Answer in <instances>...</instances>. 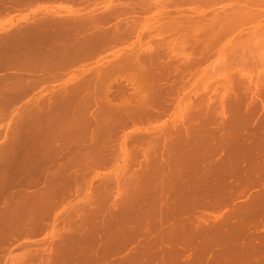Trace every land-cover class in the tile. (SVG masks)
<instances>
[{
  "label": "bare ground",
  "instance_id": "obj_1",
  "mask_svg": "<svg viewBox=\"0 0 264 264\" xmlns=\"http://www.w3.org/2000/svg\"><path fill=\"white\" fill-rule=\"evenodd\" d=\"M64 1H71L75 5L76 4L79 5L80 3L81 4L86 3L89 5L88 7L90 6L91 7L89 9L87 7L88 10H86V8L83 7L81 8L79 7L73 10V8H70V6L65 5L66 3L63 4ZM121 1L124 2L125 4L128 0L126 1L125 0H120V1L119 0H59L60 8L62 6L65 7L66 9L67 7L66 13L58 12L59 14H57V12L54 11L56 14L55 15L51 14L52 16H55L53 18L51 16V17H38L36 19L32 18V20H29V18L23 19L22 21H25L24 23H26V26L24 28L23 26L22 27L18 26L19 27L18 28L16 25H14L12 27H17L18 31L5 32L0 34V70L6 69L7 71L10 68L9 71H13V69H15L14 71H16L15 73L7 72V74L4 76L6 78L7 77L9 78H7L6 80L0 79V105H3V103L5 104L6 101H9V99H15L16 97H18L19 99L21 95H27L26 93H28L31 89H33L34 91L36 88H39V86L45 81L46 77H48L47 73L44 71L49 72L51 69H52L51 71H53L54 70L53 68L55 67L56 68L60 67L61 69V67L65 65L67 66L71 65L72 67L74 66L76 67L75 70L79 71L77 72V74L72 76L73 81L70 84L64 83L55 91L51 92L56 97H54L52 94L51 95L52 99L49 98L50 100L49 99L48 101L46 100L47 104L42 103L43 105L44 104L48 105L47 107L48 109H45L43 111L44 115L42 116V121L43 123L45 122V126L44 124L42 125L46 128L49 126L51 128L43 129L44 127H42L41 125L42 130L40 129L37 131L13 130V132L10 133L13 134L11 135L12 137L10 136L11 137L9 140L10 142L6 144L9 146V148L7 149L8 146H6L5 148V145H3L4 148L2 147H1L2 149L0 148L1 152H3L2 154L0 153V156L2 155L1 156L2 159H0V190L1 189L8 190L10 188L13 190L15 188L17 190V188L19 189L20 184L21 186H23L20 187V189L21 190L22 188L24 189V194H20V192H17L20 189L16 191L17 193H19L18 195H16L15 192H14L15 194L10 193L11 196L7 194L10 197L9 199L10 201L9 203L4 202V204L5 205L9 204V206L6 207L3 206L2 207L3 210L2 208L0 210L1 211L0 212V247L3 243L7 242L8 239L12 237L11 235L15 233H17L18 235L21 232L24 233L26 231L28 232V230H31L32 226L33 229L34 227H37L35 225L36 222L37 221L39 222L40 218H42L43 220L44 215L45 216L47 215L45 213L49 214L50 211L48 212V210H51V208L56 205L57 203L56 199L59 198L57 200L61 201V198L63 200L64 196L69 192V190L72 191V189H70V186H72L71 181L75 179L77 173H81L79 172L81 168L79 169V171H77L78 165H81V167H83L86 164H90L91 167L99 166L104 162H110L112 156H114V158L118 157L119 154H121V152L125 153V157L129 155L133 159L137 156L139 157V155L141 157L143 156L142 158L145 157L144 160L145 163L143 165L140 164L137 158L135 159L137 160L136 162H138V167H137L136 162L133 161V164L135 163L133 166L134 169L132 168L133 171H130L131 174L128 173L130 175L127 174L128 177H125L122 183L123 185L124 183L125 184L127 183L130 186L129 187L127 186L126 189L125 188L126 185H125L123 186V188H125L126 190H122V192H120L121 191L120 189V191H118L119 193L118 197L122 199V202H119V204L121 203L122 206L120 205L121 206L120 207L119 204L118 205L113 204L112 200H111L112 204L109 203L107 206L109 214L108 217H106L105 221L103 220L104 222L109 221L105 223V224H109L106 225V228L107 226L109 227L111 223L114 224L116 221L121 222L127 220V222H129L128 217H130L131 220V216L132 218L139 217L136 219H138V221L140 220V222L142 223V221L144 220L143 219L144 209L141 208L140 209L141 211H138L139 212L138 214H136L135 212L138 210L137 208L140 207H145V209L147 207L148 209H151L152 206H150V204L154 205V207L157 206L156 208H158L157 210L155 208L154 213L157 212L159 209L162 211L163 216H160L159 218L160 220L158 219L159 220L158 222L161 223L162 220L165 218L168 220L179 217L178 216L179 212L180 213L181 211L183 212L181 208L184 209L183 207H185L184 206L185 204L188 207L189 206L188 203L190 202L191 204L194 202L196 203L197 201L196 200L194 201L192 199V198L196 199L194 195L195 193L201 192V196L203 194L202 198L205 199H207V197L212 199L211 197L215 195L216 198L217 197L219 198L218 199L219 203L220 201L223 200L225 202L227 201L228 204L229 202H231L230 199L231 198L233 199V197L230 194L231 192L233 194L234 188L236 189L238 186H240L238 188H241V183L240 185L238 183L239 180L242 183L244 181L243 185L246 190L250 188L251 185L250 183H253V181L258 180L264 183L259 178L264 175V85L262 84L263 83L262 82L260 83V87L258 86L260 80L258 83L256 82L255 84L257 85L256 87L253 88L252 86V89H248L247 86L246 87L243 86L244 88L248 89V90L245 89L244 92L243 90H241L243 89L242 86L237 87L240 85V83L238 85L236 84L237 86L235 85V87L237 88V90L240 88V91H242V93L239 91L240 93H235V95L231 97L229 96L230 99L227 98L228 96L226 95L227 96L226 98L228 99L226 101L224 100L225 97L221 98L222 99V101L220 102L221 103L220 105H222L221 107L225 106L226 108L232 110V111L227 110L225 111V113L223 112V114L221 113L222 111L219 112L222 114L221 115V119H222L224 114L228 113V111H231V116H229L230 114L229 115L226 114L224 117V119L226 118L227 120L224 119L219 120L216 114L217 111L216 112L214 111L215 105L213 103H212L213 105L212 104L209 105V103H211L210 102L211 98L207 102L208 104L207 106L209 107L211 106V112L208 114L197 113L199 106L200 108H203L202 105L206 103L207 100L205 99L204 101L202 100L201 103L203 104H201L200 103L201 99H199L197 100L200 103L199 104L197 101L195 102L194 99L191 100V97L187 94L189 98L188 97H187L188 99L184 98L185 100L183 101L185 102V104L183 101L182 103L179 102L177 104V111L175 112L173 121L172 123H169L168 126L165 125L166 128L164 129L166 130H163V133L164 131L166 133H164V135L162 134V137L159 135L153 136L151 134V131L149 130H148L149 132L147 133L138 131L133 134L134 136L130 134V137L128 138V140H130L131 138L130 141H132L133 143L132 147L128 148V146H126L128 144V143L126 144V142L128 141L125 140L126 142L124 143L122 142L123 144L120 153L117 152L118 150L115 151L116 149L114 151L112 150L111 146L113 144L112 141L115 138L114 136H116V133L119 132V129H122L119 127H123V128L125 126L126 128L132 127V129L135 128V131H137L136 130L137 124L141 123L144 119L146 120L149 118L151 119L153 116L155 118L154 114H156L157 116L160 115L159 117H162L165 115L167 111L168 112L170 111L169 107L170 105H172L171 103L173 99L170 96L175 90L180 89L178 87H181L179 85L178 79L170 80V78L176 75L178 77L181 74L183 76L184 72L182 71H185V73L187 70L191 72V67H194V64L197 68L196 62L198 63V60L190 53H194V52L197 53L196 52L197 49L201 50L200 46H198L199 48H197L196 46L197 49L195 50L192 49V51L188 52L186 49L187 47H184L183 45H182L183 47L181 46L182 49L180 48L177 49V46L176 47L174 46L175 48H172V50L177 49L178 50L177 53L182 57L184 56L185 59L187 60V63L185 64L186 70L178 69L181 68V66L177 67V65L171 64L177 62V61L174 62L175 60H173V62H171L169 65L167 64L168 66H166L167 67L165 68L166 70L162 71V69L160 68L159 70L157 69L156 71L153 68V66L157 64L156 62L154 63V60H156L154 56L156 52L157 54L155 57H157V55L160 57V54L158 53L159 49L156 48V45L154 46L157 49V51L151 49L150 45L152 44L151 43L152 40H150L151 44L148 46H147L148 43L147 42H146L147 44L145 43L147 47L143 44H140L142 45L140 47L143 48L144 46L146 47L144 48V50L140 51V55L134 54V53L139 54L138 50L134 51L133 53L132 49L131 51H129L124 48H117L119 47L120 44L123 43V39L124 41L126 40L127 34L129 32L128 29L133 28L134 30V28H137L139 26L141 28V23H140L141 20L135 19V17L133 18L127 17V19L123 18L125 20L123 19L121 20L122 18L121 16L124 17V15L126 16L127 14H129V13L124 14L127 10L126 7L135 8V6L133 5L131 6L130 3H128L129 2L128 1L126 3L128 6L125 4L126 5L125 6L126 9H125L123 6L124 4ZM252 4L253 2L251 3V5ZM136 11L140 12L138 9ZM228 11L230 10L228 9ZM249 12H251V14L252 12L254 13V11H249ZM239 14L236 13V15L238 16ZM243 14L242 17L244 16ZM239 17H241V14ZM128 18L130 20H128ZM243 18H245V16ZM133 19L138 20L140 25L138 26L135 25L134 27H132L133 23H135V21H132ZM217 20L220 19H216V21ZM232 22H235V19ZM8 23L10 25H13L14 21L9 20ZM130 23H132V25ZM224 24H226V22H224ZM148 25H149V21H145L144 26L147 27ZM170 26L172 27L171 24ZM165 27L167 28L168 26ZM166 28L164 29L166 30ZM222 28L224 27L222 26L221 29ZM262 29H264V27ZM227 33L226 35L224 34V36H227L228 35ZM192 35L194 34L192 33ZM163 38L165 37L163 36ZM141 39L143 41V37H141ZM188 39L191 40L190 37ZM191 41L196 42L195 39ZM198 42L196 43L199 44L200 42L199 43ZM211 46L213 45L211 44ZM161 51H163L162 47L160 49V53ZM141 52L143 53L141 54ZM164 57L166 58V56ZM87 58L90 59L97 58L100 59L101 62L96 66H89V67L86 66L87 68H85L83 65H79L80 61L81 62L83 61L84 63V61ZM174 58L176 59V57ZM178 62L180 64V61ZM43 66H46L48 70L40 69L41 67L43 68ZM33 67L34 69L37 68L36 71L39 68V71L36 72L33 69ZM163 67H165V64L163 65ZM178 70H180L179 71L181 72L180 74H178L179 73ZM51 76H53V74L49 75V77ZM42 80L44 81L42 82ZM180 80L181 78L179 79V81ZM177 83L179 86H177ZM247 83H249V81ZM36 84L37 87L35 86ZM250 85L248 86L250 87ZM201 93L203 94V92ZM173 95L174 93L172 94V97ZM199 96H201L200 93ZM188 100L190 101L187 102L186 104V101ZM193 109L195 111L191 112L193 111ZM201 111H203V109H201L199 112ZM227 115L229 117H227ZM147 123L150 122H146V124ZM54 126L56 127L61 126V128L57 130L56 129L53 130L52 127ZM111 151L114 153H112ZM140 160L141 159H139V161ZM124 164H126V162ZM74 166H76V168ZM74 168L77 169L76 170L77 172L75 171ZM125 170H127V166L126 167L123 166V168L121 167L120 173L124 174ZM41 179L44 180L43 183H41V181H43ZM116 179L118 180V177ZM242 179L243 181H241ZM248 183L250 184L249 186L247 185ZM254 183L257 185L259 182L258 183L254 182ZM254 183L252 185H255ZM37 184H40L41 187L40 188L38 187L36 189L34 188L29 189L31 188V186L33 187L39 186ZM1 185L5 186V188H2ZM131 185L133 187V190L131 189L132 188ZM25 186L27 187L25 188ZM263 188L264 186L262 187V189ZM128 189H131L132 192L129 191ZM232 189L233 191H231ZM71 191L69 192L71 194L68 193L69 195H72ZM262 192L263 193L261 192H256L255 194L253 193L254 195H256L253 197L251 196L253 194H250L249 196L250 199H246V201L240 202V205L237 206L238 209L236 212L234 211V209L236 210V207L235 208L233 207L232 209L234 212L233 215L237 212L238 213L244 212L243 213L244 217L246 216L248 217V215L245 214H249L251 218L253 216L256 217V218L253 217L252 219L254 220L257 219V215L255 214V212L257 214H262L264 211L263 210L262 213H259L261 211H259L258 208L257 209L259 212L257 211V209L254 210V207H256L257 205L263 206V207L261 206L258 207L264 209V191ZM192 194L194 195V197H192ZM151 195H154L155 198H160L161 201L155 200L154 203L148 204ZM183 195L185 196L190 195L189 197L190 200L188 199L185 200ZM111 196L112 194L108 192L107 194L108 201H110ZM154 196L152 197L154 198ZM182 196L184 198V201H182L183 198L180 199ZM236 196L237 195H235V197ZM251 197L253 198L252 200ZM175 200H176V204H175ZM247 200L250 201L248 202ZM225 202L224 203L221 202V203L225 204ZM213 204H216V202ZM109 205H113V206L117 205L120 208H123V210L122 209L118 210L121 213V215L118 214L120 217L117 216L116 211H115L116 219L115 216L114 218L111 216L112 215L111 213L114 214V211L113 209L111 210L112 212L110 211L111 206ZM158 205H160V207H158ZM148 206H150L151 208ZM222 206L224 207V205ZM101 208L102 206L100 205V203L97 204V206L95 205L91 206L90 232L92 237L93 234H95V237L91 238V241H87L85 224H82L81 226L79 225L80 217L78 212L77 211L75 212L76 220H75V229L74 231H72L73 233L70 232L69 234V230H68L66 234L68 233L69 235L68 234L66 235L64 233L65 231H63V234L68 236V239L63 240L64 239L63 236L62 240L60 241L61 239L60 238L58 240L60 241L58 242L59 243L58 249L57 250L55 249L57 252H55V250L54 252H51V255L53 253L54 255H56L54 256L55 260H53L54 258H51L54 264H86L87 259L89 257L88 255H90V253L93 254L94 252H96V250L101 247V244L107 245L113 242L111 241L109 243L108 242L100 243L102 240H98L97 238V235L98 237L99 235H101L99 234L101 232L98 233V230L102 228L101 225L103 223L102 220L99 219L101 214ZM128 208L132 213L131 215L129 214V212L127 213ZM135 208L137 210H132ZM261 208L260 210H262ZM202 210H204V208ZM231 211L228 213L226 212V214L223 213L224 215H222L221 219L217 221L211 220L213 223L210 221L209 223L206 224V226L200 225L203 224L200 223L201 220L197 221V223L199 222V224H196L195 228L193 227V229L189 227L190 228L189 230L186 228L185 230H183V227L176 224L175 225L178 227L175 226V228H173L174 224L172 225V227L170 225L171 228L170 227H168L169 229L167 228L168 236H170L171 241L176 236H177L176 238L179 239L181 236L183 238L185 236H189L193 238L197 234H201L202 231L209 232L210 230H212L213 232V230L216 229L215 232L222 231L223 233L225 232L224 234L230 235L229 243L232 244L233 241L236 240L237 235H240L245 231L246 228H244L245 226L244 222L246 221L243 222V220L246 218L243 217V214L237 215L238 213L236 214L237 216L236 215L232 216ZM146 212L147 211H145V213ZM157 213L158 215L159 214L161 215L160 212ZM202 215L200 216L204 218V220L205 218L207 219L208 217H210V215L207 217L205 213ZM234 217H236V219ZM250 219L249 217L247 218L248 221ZM186 224L188 225V221ZM198 225L200 227H198ZM241 225L244 226L242 227ZM111 231L114 230L111 229ZM106 232L107 235L111 234L109 233V231ZM215 232H213L212 234L209 232L208 237H210L211 235L216 236V234H214ZM253 232L251 234L254 238L255 237L254 235L256 234L254 232L253 235ZM61 234L62 233L59 234V237L62 236ZM219 234L221 233H218V235ZM261 234L264 240V232L260 233V236ZM214 236H212V239ZM260 236L257 235L256 237H260ZM262 237H260V240ZM95 238H97V241ZM251 238L249 237V239ZM184 239H186V237ZM252 239L248 240L249 242H243L239 244L237 247H242V246L248 247L249 250L248 254L250 257L253 255L255 256V254L259 252H263L264 254V242L258 243V242H254V240L252 242ZM256 239L259 240L258 238ZM9 243H12L11 239ZM30 245H32V243ZM33 246H30V248L28 249L29 252L26 255L17 258V261L16 259H13V264L18 263V261H20V264H33V262L31 261L32 258L31 256L33 255H31L30 253V250L33 249ZM108 246H110L111 248V245ZM116 246L114 242V245L112 244V247L115 248L112 249L115 250ZM208 246L211 247L209 243ZM110 248L109 250H111ZM249 256L248 258H250ZM48 257H50V255ZM263 259L264 258L257 259L256 257H254V259L253 258L247 260L245 259L244 263L264 264ZM45 260L46 259L44 258L43 260L42 257L41 261L43 262L40 264H46L47 262H48L47 264H52V262L49 263V260L48 261ZM227 260H230V264L237 263V261H235L234 259H227ZM98 264H101V262L99 261Z\"/></svg>",
  "mask_w": 264,
  "mask_h": 264
},
{
  "label": "rangeland",
  "instance_id": "obj_2",
  "mask_svg": "<svg viewBox=\"0 0 264 264\" xmlns=\"http://www.w3.org/2000/svg\"><path fill=\"white\" fill-rule=\"evenodd\" d=\"M32 1L34 3H36L39 8H44V10H42V11L47 13L49 17L52 16L51 14H53V15L56 14L54 11H56L57 14H59L58 12H62V13L67 12V7H66V9H65V7H62L61 5H60L61 8L59 7V0H32ZM128 1L127 2L130 3L131 6L132 5L135 6V8L132 7L133 8L132 9L131 7H126L127 10H129V11L126 10V12L124 14H126V13H129V14H127L126 16L124 15V17L121 16L122 17L121 20L123 18L127 19V17H129V18L135 17V19L141 20L140 21L141 28L139 26L137 28H134V30L136 29L135 31L133 30L132 27H134L135 25H137V26L140 25L138 20L133 19L132 21H135V23H133V25H132V23H130L132 25V27H131L132 29H128L129 35L127 34V38L124 37V38H126L127 41L126 40L124 41V39H123V43L120 44L121 46L119 45V47H117V48H124V49H127L129 51H131V49H132L133 53H134V51L138 50L139 54H136V53H134V54L140 55V51L144 50V48H146L148 45H150L152 43L150 45L151 49H154L157 51L156 48H158L159 49L158 53L160 54V57L158 55H157V57H155L157 54V52H156V54L154 56V58H156V60H157V61L154 60V63L155 62L157 63L154 66H156V67L159 66L157 68L153 66L154 70H156V71H157V69L159 70L160 68L162 69V71L166 70L165 69V68H167L166 66H168L171 62H173V60H175L174 62H176V61L177 62L171 63V64L177 65V67L181 66V68H178V69L186 70L185 64L187 63V60L185 59L184 56L182 57L181 55H179L177 53L178 52L177 49L178 48L182 49V47L184 46V47H187L186 48L187 51L190 52V51H192V49L195 50V49L199 48L198 46H200L201 50L197 49L196 50L197 53H195V52L190 53L198 60V63L196 62L197 68L194 64V67H191V72L188 70L186 71V73H185V71H182V72H184L183 76L186 75V76H184V78H183L182 74L179 75L178 77L176 75V76H172L170 78V80L178 79L179 85L181 86V87H178L180 89H177L173 92L174 93L173 97H172L173 93L170 96L171 98H173L172 103H171L172 105H170V107H169L170 111L169 112L167 111L164 116L161 115L162 117H159L160 115L157 116L156 114H154L155 118L153 116L151 119L150 118L147 120L144 119L142 121L143 123L141 122V123L137 124V127H136L137 131H135V128L132 129V127H128V128H126V126L124 128L119 127L122 129L118 128L119 132L116 133V136H114L115 138L112 141V143L114 145L112 144V146H111L113 151L116 149L115 151L118 150L117 152L120 153V151L122 149V144L126 141H128V142H126V144L128 143L126 146H128V148L132 147L133 143H132V141H130L131 138H130V140H128V138L130 137V134L132 136H134L133 134L138 132V131H142L144 133L151 131V134L153 136L159 135L162 137V134L164 135V133H166L165 131L163 133V130H166L164 128H166V126H168L169 123H172V121H173L175 112L177 111V104L179 102L182 103V101L185 100L184 98H187L188 95L191 97V100L194 99L195 102L199 99H201L200 103L202 102V100L204 101V99L207 100L206 103H204L206 105L201 103L206 107H204L202 105L203 108H200V106L198 108L197 113H203V114L204 113L208 114L211 112V106L210 107L207 106L208 105L207 102L211 98V100H210L211 103H209V105H211L212 103L215 105L214 111L215 112L217 111L216 114H217L219 120H223L226 114H228V115L230 114L229 116H231L232 110L229 108H226L225 106L221 107L222 106V105H220L221 104L220 102L222 101L221 98L225 97L224 100L226 101V100H228L227 98L230 99V97L235 95V93H240V92L242 93V91H240V88L237 90V88L235 87L236 84L238 85L240 83L239 86L236 85L237 87H240V86L246 87L247 86L248 89H252V86H253V88L256 87L257 86V85H255L256 82L258 83L260 80L258 86L260 87V83H262V82H263L262 84L264 85V81H263L264 80V76H263L264 75V29H262L264 27V15H263L264 14V0H239V1H236V0H162V2H161V0L160 1L156 0L157 2L155 0H149V1L148 0H134V1L128 0ZM154 2H155V4H154ZM159 2H160V4L162 3L163 5L161 4L162 5L161 6L159 4ZM252 2H253V4H252L253 6L251 5ZM122 3L124 4V2H122ZM137 3H139V4H137ZM63 4L70 6V8H73V10L76 8H79V7L80 8L83 7V8H86V10H88L91 7V6L88 7L89 5L86 3H83V4L80 3L79 5L78 4L75 5L71 1H64ZM125 4L123 5L124 8L127 5V4L126 5ZM136 4H137V7H136ZM138 6H139V8H138ZM87 7H88V9H87ZM137 9L140 12L136 11ZM228 9L230 11H228ZM249 11H254V13L252 12V14H251V12H249ZM130 12H133V13H130ZM236 13H238V14L240 13L241 17H242V14L245 13V14H243L245 16V18H243L244 16L242 18L239 17L240 14L238 16V15H236ZM255 13L258 16H256ZM234 14H235V16H234ZM53 17H55V16H52V18ZM235 17L238 19H236ZM129 18H128V20H130ZM215 18L220 19V20L216 21ZM125 19H123V20H125ZM234 19H235V22H232ZM240 19H242L243 21ZM29 20H32V19H29ZM228 20H230L231 23ZM145 21H149V25H148L149 27L144 26ZM237 21H239V22H237ZM24 22L25 21H22V20H15L13 25H10L7 22L9 24L7 27L11 28L12 26L16 25L17 27L23 26V28H24L26 26V23H24ZM182 22H184V23H182ZM224 22H226V24H224ZM19 24H22V25H19ZM162 24H164V25H162ZM165 24H167V25H165ZM170 24L172 25V27L170 26ZM185 24H187L188 26ZM227 25H228V27H227ZM165 26H168L170 28H168V27L166 28ZM222 26L224 28L221 29ZM144 27H146V28H144ZM164 28H166V30ZM130 32H131V35H130ZM202 32H204V33H202ZM192 33L194 35H192ZM226 33L228 35L224 36V34L226 35ZM138 36L143 37V41H142L141 37L139 38ZM163 36L165 38H163ZM189 37L191 38V40L195 39L196 42H198V40H199V42L201 44L199 42H198L199 44H197L195 41L189 40L188 39ZM150 40H152L151 43H150ZM154 41L157 43H155ZM140 42H142V43H140ZM186 42H188V43H186ZM145 43L147 44V46ZM140 44H143L146 47L145 46H144V48L140 47V46H142ZM186 44H187V46H186ZM188 44H189V46H188ZM211 44L213 46H211ZM154 45H156V48ZM202 45H203V47H202ZM174 46L175 47L177 46V49L172 50V48H175ZM191 46H192V48H191ZM196 46H197V48H196ZM161 47H162V50L165 52V54H167L168 56L165 55L163 51H161V53H160ZM142 53L143 52H141V54ZM175 54H177V55H175ZM164 56H166V58ZM171 56H173V57H171ZM174 57H176V59ZM158 59H159L160 64L158 62ZM168 59L169 60L171 59V60L169 61ZM178 61H180V64ZM100 62H101V60L97 59V58H94V59L87 58L84 61V63H83V61L82 62L80 61L79 65H83L85 68H87L89 66H96V65L100 64ZM164 64H165V67H163ZM57 68L56 67L53 68L54 69L53 71H51L52 69L49 68V69H51L49 72L44 71L46 73H49V75L53 74V76H51L52 78L49 77V78H46L45 81L42 80V82L43 81L45 82V83L43 82L44 84L42 83L40 85L38 83L41 87L39 86V88L35 89V86L37 87V84H36L34 86L35 90L33 91V89H31L28 93L30 94V93H34V92H38V91H39L38 93L41 92V94L45 98L44 103L47 104L48 99L51 98V95L53 94L51 92L55 91L57 88L62 86V84H64V83L70 84L73 81L72 76L77 74V72H79L78 70H75L76 67H74V66L72 67L71 65L62 66L61 69L59 67L58 70H57ZM33 69H34V67H33ZM36 69L37 68H35L34 70L36 71ZM40 69H42V70L47 69L48 70V68L46 66H43V68L41 67ZM4 70H6V69H4ZM42 70H40V71H42ZM189 70H190V68H189ZM38 71H39V68L36 72H38ZM179 71L180 70H178V72ZM180 73L181 72H179L178 74H180ZM188 73H189V75H188ZM60 76L61 77L64 76V77L61 78ZM180 78H181V80L179 81ZM47 79L49 82L47 81ZM241 80H244V81H241ZM181 81H183V82H181ZM248 81H249V83H247ZM246 83L248 85L251 84L250 87ZM179 85L177 83V86H179ZM47 87H49V88H47ZM245 89L246 88L243 87V89H241V90H243V92H244ZM248 89H246V90H248ZM201 92H203V94ZM231 92H232V94H231ZM28 93H26V94L29 95ZM47 93L50 95H48ZM199 93L201 94V96H199ZM21 96H25V95H21ZM53 96H54V94H53ZM175 96H176V98H175ZM195 96H196V99H195ZM197 96H199V97H197ZM54 97H56V96H54ZM216 100H217V102H216ZM189 101L190 100L186 101V104ZM45 104L43 105V107L45 106L43 110L48 109L47 108L48 106ZM184 104H185V102H184ZM182 107H183V105H182ZM201 109H203V111L199 112ZM224 109H226V110H224ZM227 110H231V111H228V113L224 114L223 118L221 119V115L223 114V112L225 113V111H227ZM194 111L195 110L193 109V111H191V112H194ZM219 112H221L222 114ZM228 115H227V117H229ZM224 120H227V119L225 118ZM146 122H150V123L146 124ZM31 123L35 124V128H37L39 130H40V128L45 126V122L43 123L42 119L37 120L36 123L33 121L27 122V124H31ZM42 124H44V126ZM41 125H42V127H41ZM138 125H140V126H138ZM47 128H51V127L49 126ZM47 128L44 127L43 129H47ZM52 128H53V130L54 129L57 130V129H60L61 126H58V127L54 126ZM27 129H33V130L37 131V129H34V128H27ZM27 129H21V130L23 131V130H27ZM11 132L12 131L0 132V148L3 145L8 144L10 138L12 137L11 135H13V134H10ZM7 140H8V142H7ZM140 145H139V147H140ZM0 153H1V151H0ZM112 153H114V152H112ZM128 156L125 157V153L121 152V154H119L118 157L114 158V156H112L113 158L111 157V160L109 159L110 162H104L103 164H101L99 166L91 167L90 164H86L83 167H81V165H78L77 166L78 170L75 169L76 166H74L75 171L76 170L79 171L80 168L82 170L80 169V171H79L81 173H77V175L75 177L76 180L75 179H74L75 181L72 180L74 183L71 181L72 186H70V189H72V191L69 189L68 190H69V192L70 191L72 192V195H69L71 193L68 192L69 194L67 193L65 195L66 197L64 196L63 200H62V198H61V201L57 200L59 198L56 199L57 203L55 206H53L55 208L52 207L49 214L44 216L45 218H43V220H40V223L43 226L42 231H40L39 228L36 231H34L32 228V230H33L32 232H27V231L24 232L23 231L24 233L21 232L22 234L21 233L18 235H17V233H15L16 235L13 234L12 235V237L14 236L13 239L10 236L11 238H9L8 241L11 239L12 243H9L7 241V242L3 243L0 247V264H13V259H16V261H17V258H19L23 255H26L29 252L28 249L30 248V246H33V245L35 247L33 246V249H31L32 255H33V257L31 258V261L33 262V264L34 263L40 264L41 257H46L48 254V253L42 254V252H41L42 250H40V247L42 245L44 246V244H45V243L43 244L41 242L43 240L45 241V238H40L42 232L43 231H52L54 233V236L56 238H58L59 233L62 232V235H65L67 230H69L70 227L74 226L72 229V231H74V229H75L74 219L76 220V213H75L76 211L78 212L79 217H80L79 218V225L81 226L82 224H85L87 241H91V238L95 237V234H93V237H92L91 232H90L91 231V221H90L91 206L92 205L97 206V204H99V203L102 206L99 219H101L103 223L101 225L102 228L99 229L101 231L98 230V233L101 232V233H99V234H101V235H99L100 239H99L98 235H97V238H98V240H102L100 243H102V242H108L109 243L111 241H113V242L111 244H107V245L101 244V247L99 249H97L96 252H94L93 254L90 253V255H88L89 257L87 259L86 264H98L99 261L101 262V264H154V262H158V264H230V260H227V259H234L235 261H237V263H234V264H245L244 263L245 259L246 260L250 259V258L254 259V257H256L257 259L264 258L263 252H259V253L255 254V256L253 255L254 257L253 256L250 257L248 254V251H249L248 247H245V246L237 247L239 244L243 243V242H241V239L247 235L245 233V231L242 234L237 235L236 240H234L232 244L229 243V240H230L229 236L230 235L224 234L225 232L223 233L222 231L215 232L216 229L213 230V232H215L214 234H216V236L211 235L213 233L212 230L209 231L211 233L210 234L211 239H210V237H208L209 232L202 231L201 234H197L198 236L196 235L193 238H191L189 236H185L186 239H184L185 237L183 238L180 235L181 236L180 239L176 238L177 237L176 236V237H174L175 240L173 239L171 241V238H170V236H168V233H167V228L170 227V225L172 227L173 224H174L173 228H175L176 225H179V226L183 227V230H185V228L188 230L190 228L193 229V227L195 228V225L197 224V220L193 215L200 214V212L202 211L203 208L206 212H211V213L215 214V216L213 217L214 221L221 219L222 215L226 214L224 211L230 209L231 202H229L230 204L228 203L229 204L228 205L227 201L225 202L221 199L222 201H220V203H219L218 202L219 198L218 197L216 198L215 195L213 197H211L212 199L214 198L212 201V199H210L208 197H207L208 200L205 198H202L203 194L201 196V192H199L200 195H199V193L194 194L196 199L192 198V197H194V195L192 194L191 198L194 201L196 200L197 201L196 203L193 200L192 201L194 203H192V204H191V202L190 203L187 202L189 204V206L187 207V205L185 204L184 205L185 207H183V205H182V207L184 209L181 208V210H183V212L181 211V213H180L178 211L179 217L174 218V219H168V220L165 218L162 220L161 223L158 221L160 220L159 219L160 216H163L162 211L159 209L157 212H160L161 215L160 214L158 215L157 212H155L156 213V215H155L154 211H155V208L157 206L154 207V205L150 204V203H154L155 200H158V201H161V200H160V198H155L154 195H151V197L149 198L150 199L149 201H151V200H153V201H151V202L148 201V204H150V206H152V208H154V209H152L150 206H148V207H150L151 209H148L147 207H146V209H145V207L137 208L138 210L136 208L132 209V210H137L135 212L136 214L139 213L138 211H141L140 210L141 208L144 209V213H143L144 218L142 217L144 220L142 221V223L140 222V220L138 221V219H136L139 217H136V218L134 217L135 218L134 219V218H132V216H131L132 221L130 220V217H128L129 222H127V220L121 221L118 218V217H120L119 215H121L120 211H118V210L119 209L123 210V208H120L122 205H121V203L119 204V202H122V199H120V197H118V194H119L118 191H120V189H121L120 192H122V190L127 189V186L128 187L130 186L127 183L126 184L124 183V185L122 183L124 181V178L128 177V175L131 174L130 171H133V169H134L133 166L135 164V163L133 164V161L136 162L137 160H135V159L138 158V162H140V164L143 165L145 163V161H144L145 157L142 158L143 156L141 157L139 155L140 158L137 156L134 159L130 156H129L130 157L129 158ZM217 157H219V156H217ZM139 159H141L143 161H141V160L139 161ZM126 160H128V161H126ZM125 162H126V164H124ZM138 162H136L137 167H138ZM122 165L124 167L127 166V170H125L124 174L120 173L121 167L123 168ZM128 173H130V174H128ZM119 174H122L124 177L122 175H119ZM117 177H118V180L116 179ZM259 178L261 181L264 182V175L262 177H259ZM259 178H257V179H259ZM41 180H43V179H41ZM241 181H243V179ZM43 182H44V180L41 181V183H43ZM254 182H257V183L259 182V183L256 185ZM71 183H70V185H71ZM238 183H239V185L241 183V188H238V187H240V186H238L237 187L238 189H241V190L243 188L245 189V187L243 185L244 181L242 183L239 180ZM253 183L256 186L252 185ZM253 183H250L252 185V187L249 183L247 184L248 186L250 185V188L247 187L249 189L242 196L237 198L238 201L246 199L250 194L258 192V188H261L264 186L263 185L264 183H262L258 180L253 181ZM40 184H37L39 186H34V187L31 186V188H29V189H33V188L36 189L38 187L40 188L41 187ZM22 185H24V184H22ZM123 186H125L126 189L123 188ZM20 187H23V186H21V184H20L19 188ZM26 187L27 186H25V188ZM77 187H78V189H77ZM131 187H132V185H131ZM74 189H75V191H74ZM131 189L133 190V187ZM131 189H128V190L131 191ZM10 191H11L10 189H8L7 191L4 190V192L6 193L5 194L6 196L3 197L2 196L3 194L0 196V205L4 206L3 205L4 202L7 203L6 200H8V197H9V196H7V193L9 194ZM108 192L112 194L110 201L107 200L108 199V197H107ZM219 192H220V190H219ZM152 196H154V198ZM183 196H184L185 200L186 199L190 200V198H189L190 195H186V196L183 195ZM183 196L180 199H182ZM196 196H199V197H196ZM184 198L182 201H184ZM203 199L205 202L203 201ZM209 199H210V201H209ZM111 200L113 201V204H117V205L119 204V206L120 205L121 206L119 207L117 205H114V206L109 205L111 207L112 206L114 207V208L110 207V211L112 209L114 211V214L111 213L112 215L111 214L110 215L114 218L115 211H116V214L118 216L117 218L121 222L116 221L117 223L116 222L114 223V221H113L114 224L111 223L110 226L109 227L107 226V228H106V225H109V224H105V223H107L109 221H107V222H104V221H105L106 217H108L109 213H108V207L107 206L109 203L112 202ZM178 200H179V198H178ZM214 200H215L216 204H213V203H215ZM158 201H157V203H158ZM228 201H229V199H228ZM210 202H211V204H210ZM221 202L222 203L225 202V204H222ZM175 204H176V200H175ZM201 205H203V206H201ZM222 205H224V207ZM158 207H160V205H158ZM125 209H127V208H125ZM157 209L158 208H156V210ZM145 211H147V212L145 213ZM128 212L130 215L132 214L130 212L129 208H128L127 213ZM132 212H134V211H132ZM74 215H75V218H74ZM134 216H136V215H134ZM85 217H86V220H85ZM115 219H116V216H115ZM186 219L188 221V225L186 224L187 223V221H185ZM244 221H245V219L243 220V222ZM244 225H241V226L243 227ZM176 227H178V226H176ZM110 228L113 229L114 231H111ZM244 228H245V226H244ZM107 229H110V230H107ZM178 229H181V228H178ZM28 231H31V230H28ZM63 231H65L64 232L65 234H63ZM72 231H70V232H72ZM106 231H109V233H111V234H109L110 236L106 234L107 233ZM218 233H221V234L218 235ZM96 234H97V232H96ZM224 235L225 236L227 235V236L225 237ZM212 236H214L213 239H212ZM178 237H179V235H178ZM97 238H95L96 241H97ZM107 240H109V241H107ZM209 240H210V242H209ZM28 242H30V244L32 243V245L27 244ZM114 242H115V246L117 245L115 250H113L115 247H112V244L114 245ZM236 242H238V243H236ZM262 242H264L263 239L260 240L259 243H262ZM208 243L210 244L211 247L208 246ZM234 243H236V244H234ZM28 245H30V246H28ZM108 245H111V248ZM47 246H49V247L52 246V248L55 249L56 244L47 243ZM181 246L188 248V250L183 251L181 249ZM34 248H37V249H34ZM109 248L111 250H109ZM189 248H191L190 250L196 252V253L190 255L189 257H191V256L197 257L198 256V259L197 260H188L186 263H183L181 258L183 255L185 256V255H187V253L190 252ZM34 252L35 253L38 252V253L35 255ZM162 254H164L165 256L162 257L161 256ZM248 256L250 258H248ZM16 264H20V261H18V263H16Z\"/></svg>",
  "mask_w": 264,
  "mask_h": 264
},
{
  "label": "flooded vegetation",
  "instance_id": "obj_3",
  "mask_svg": "<svg viewBox=\"0 0 264 264\" xmlns=\"http://www.w3.org/2000/svg\"><path fill=\"white\" fill-rule=\"evenodd\" d=\"M42 10H44V8H39L38 6H37V4L36 3H34L32 0H0V34L1 33H5V32H15V31H18V28L17 27H11V28H9V27H7L9 24L7 23L9 20H13V21H15V20H23V19H32V18H38V17H49L48 16V14L47 13H45V12H43ZM7 21V22H6ZM20 30V29H19ZM7 68H9V67H7ZM10 70V68L6 71V70H1L0 71V79H7V78H9V77H5L4 75H6L7 74V72L8 73H15L16 71H14L15 69H13V71H9ZM5 71V72H4ZM48 75H49V73H47ZM49 77V76H48ZM48 77H46V78H48ZM24 97V96H23ZM22 96L18 99V98H15V99H9V101H6V103L4 104L3 103V105H0V132H6V131H12L13 132V130H15V131H21V129H22V127L23 126H25L26 125V123L28 122V121H33V122H36V120L38 119V118H41L42 119V116L44 115L43 113V104L42 103H44V96L41 94V93H38V92H34V93H30L29 94V96L28 95H25V97L23 98ZM11 100H12V102H11ZM14 100V101H13ZM41 103V104H40ZM2 104V103H1ZM48 106V105H47ZM39 109H38V108ZM43 108V109H42ZM36 111H38V112H36ZM41 111V112H40ZM41 115H40V114ZM34 114V115H33ZM39 114V115H38ZM39 117H38V116ZM38 117V118H37ZM30 118H32V119H30ZM33 118H36V119H33ZM38 120H40V119H38ZM34 129H37V128H34ZM41 129V128H40ZM28 130H31V131H36V130H33V129H27V131ZM37 130H39V129H37ZM24 131H26V130H24ZM10 142V141H9ZM8 142V143H9ZM6 146H8V145H5V148H6ZM2 148H4L3 146H2ZM1 148V149H2ZM9 148V146L7 147V149ZM1 149H0V151H1ZM4 150V149H3ZM6 150V149H5ZM5 152V151H4ZM3 152H1V154H2ZM2 156V155H1ZM1 156H0V159H2L1 158ZM20 189V188H19ZM18 188H17V190H19ZM260 189H262V187L261 188H258V192H261V193H263L262 191H264V188L262 189V190H260ZM1 190H2V192H1ZM0 190V192L3 194H1L0 193V196L2 195L3 197L4 196H6L5 194V192L3 191V189H1ZM4 190H6L7 191V189H4ZM10 190L12 191H10V193L12 194V193H16V195H18L19 193H17V192H20V194H24V189L22 188V190L20 189L19 191H17L15 188H14V190L13 189H11L10 188ZM246 189H238V188H236V189H234V191H233V194H234V192H235V194L233 195L232 194V192H231V196L233 197V199L234 198H236V199H232L233 200V202H232V200L230 199V201L232 202V204H231V207H230V209L232 210L233 209V207L235 208L236 207V210L234 209V211L236 212L237 211V209H238V207L237 206H239L240 205V202H244V201H246V199H250L249 198V196L246 198V199H244V200H240V201H238L237 200V198L238 197H240V196H242L246 191H245ZM260 190V191H259ZM17 191V192H16ZM238 191H241V192H238ZM244 191V192H243ZM23 192V193H22ZM10 193L8 194V195H10ZM14 193V194H15ZM240 194V195H239ZM255 194V193H254ZM251 195L252 197L253 196H256V195ZM258 194V193H257ZM7 195V196H8ZM235 195H237L236 197H235ZM11 196V195H10ZM251 197V200L253 199ZM10 199V197L8 198V201H7V203H9V200ZM210 201V200H209ZM248 202L250 201V200H247ZM237 203H239V204H237ZM233 205H235V206H233ZM6 206H9V204H4V207H6ZM258 206H261V205H257L256 207H254V210L255 209H259V211H261V212H259L258 211V209H257V211L259 212V213H262V211L264 210V209H262L261 207H263V206H261L260 208L262 209V210H260V208L258 207ZM3 206L2 205H0V210H1V208H2ZM5 209V208H4ZM230 209H228V210H225L224 212L226 213H228V212H230L231 210ZM2 210H3V208H2ZM1 212V211H0ZM232 212V216H235L237 213H235L234 215H233V210L231 211ZM206 214L207 215V217L210 215V217H208L207 219L205 218V220H204V218H202L200 215H202V214ZM244 212H242V213H238L237 215H240V214H243ZM263 213H264V211H263ZM257 214L256 212H255V214L257 215V219H252L251 218V216H249V214H245V215H248V217H249V221L247 220V216L246 217H244V214H243V217L244 218H246L245 219V233L247 234L246 236H244L242 239H241V242H249L248 240H251L252 238H253V236H252V232L254 231L255 232V234L256 235H254V232H253V235L256 237L257 235L258 236H260V233H263L264 232V214ZM236 215V216H237ZM255 215V216H256ZM263 215V216H262ZM195 218H196V220L197 221H200V223H203V224H200L201 226L203 225V226H206V224L207 223H209L211 220H213L214 221V216H215V214H213V213H211V212H206L205 210H202V213L200 212V214H195V215H193ZM203 216V215H202ZM205 216V215H204ZM212 217V218H211ZM238 217H240V216H238ZM237 217V218H238ZM241 217H242V215H241ZM262 217H263V219H262ZM44 218V217H43ZM74 218H75V215H74ZM235 219H236V217H234ZM234 218H232V219H234ZM254 218H256V217H254ZM199 219V220H198ZM210 219V220H209ZM39 220H42V218H40ZM207 220H209V221H207ZM254 220V221H253ZM185 221H187V219L185 220ZM250 221H253V222H250ZM212 222V221H211ZM248 222V223H247ZM213 223V222H212ZM256 223V224H255ZM258 223H260V224H258ZM74 224H75V219H74ZM197 224H199V222L197 223ZM205 224V225H204ZM249 226H248V225ZM37 227H34V231H36L38 228H39V230L40 231H42V229H43V226L41 225V223H40V221L39 222H37L36 224H35ZM34 225V226H35ZM247 225V226H246ZM263 225V226H262ZM196 226V225H195ZM74 227V226H73ZM73 227H70L69 228V234H70V231H72V229H73ZM198 227H200L199 225H198ZM32 228H33V226H32ZM32 228H31V231H28V232H32L33 230H32ZM247 230V231H246ZM68 231V230H67ZM257 231H258V233H257ZM261 231V232H260ZM260 232V233H259ZM62 233V232H61ZM47 234V235H46ZM60 234V233H59ZM68 234V233H67ZM66 234V235H67ZM68 234V235H69ZM46 235V236H45ZM62 235V234H61ZM66 235H62L61 237H58V238H56L55 236H54V233L52 232V231H43L42 232V234H41V237L40 238H45V241L43 240V241H41L43 244H44V246L42 245L41 247H40V250H42L41 252H42V254H45V253H48L47 254V258L46 257H43V260H44V258L46 259L45 261H48L49 260V263H51L52 262V264H53V261H52V259L51 258H54V256H56V255H54V253L51 255V252H54V250L56 249H58V242H60L61 240H62V237L64 238L63 240H65V239H68V236H66ZM252 236V238H251V236ZM12 236V235H11ZM65 236H66V238H65ZM248 237V238H247ZM249 237L251 238V239H249ZM254 237V238H255ZM260 237H262V234H261V236ZM260 237H256V238H258L259 240H257L256 238H255V240H254V238L252 239V242H253V240H254V242H260ZM61 238V239H60ZM60 239V241H58ZM263 239V237L261 238V240ZM50 240V241H49ZM247 240V241H246ZM10 241V240H9ZM8 241V242H9ZM48 241V242H47ZM47 243H50V244H56V247H55V249H53L52 248V246H47ZM27 244H30V242H28ZM47 248V249H46ZM181 249L183 250V251H187L188 250V248H186V247H183V246H181ZM191 248H189V250H190ZM50 250H53V251H50ZM55 250V252H57ZM31 251V250H30ZM31 253V255H32V252H30ZM37 253V252H36ZM35 253V254H36ZM194 253H196V252H194V251H192V250H190V252L189 253H187V255H183L182 256V261H183V263H186L188 260H197L198 259V256L196 257V256H191V257H189L190 255H192V254H194ZM50 255V257H48ZM51 256H53V257H51ZM162 257H164L165 255L164 254H162L161 255ZM31 257H33V256H31ZM161 257V258H162ZM49 258V259H48ZM153 258V257H152ZM48 259V260H47ZM41 260H42V257H41ZM53 260H55V258L53 259ZM43 261H41L40 263H42ZM48 263V262H47ZM46 263V264H47ZM154 264H158V262H154Z\"/></svg>",
  "mask_w": 264,
  "mask_h": 264
},
{
  "label": "crops",
  "instance_id": "obj_4",
  "mask_svg": "<svg viewBox=\"0 0 264 264\" xmlns=\"http://www.w3.org/2000/svg\"><path fill=\"white\" fill-rule=\"evenodd\" d=\"M18 98V97H16ZM27 124V123H26ZM30 125V126H29ZM27 128H35V124L31 123V124H27L26 126H23L22 129H27ZM2 186V185H1ZM2 188H5V186H2ZM4 191V190H3ZM52 209V208H51ZM51 210H48V212ZM48 214V213H45ZM45 216V215H44Z\"/></svg>",
  "mask_w": 264,
  "mask_h": 264
}]
</instances>
